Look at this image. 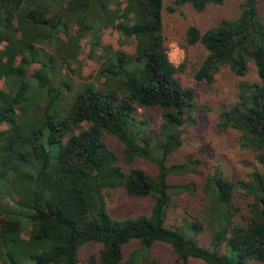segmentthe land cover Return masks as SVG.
<instances>
[{
    "label": "trees",
    "instance_id": "16d2710c",
    "mask_svg": "<svg viewBox=\"0 0 264 264\" xmlns=\"http://www.w3.org/2000/svg\"><path fill=\"white\" fill-rule=\"evenodd\" d=\"M225 0H174L203 11ZM163 0H0V255L3 264H207L264 262V172L252 171L234 183L220 170L203 184L202 204L213 232L209 247L195 235L202 222L185 220L181 228L166 225L173 196L196 193L195 182L176 184L173 176L197 172L200 160H168L183 143L186 124H195L196 94L178 73L163 32ZM173 10V8H170ZM112 27L120 42L135 39L132 53L103 45ZM73 28H76L73 31ZM64 33L66 40L61 36ZM90 37L91 56L99 58L100 86L89 81L73 92L51 81L62 61L75 60L81 40ZM189 44L209 52L195 72L211 83L221 66L239 76L256 66L259 80L240 83L238 100L221 110L219 131L237 130L241 143L264 166V20L258 1L245 0L239 17L206 31L186 30ZM55 45L51 54L46 48ZM58 54H64L60 59ZM40 67L29 75L33 64ZM31 81L46 88V99L30 95ZM158 107L161 122L151 127L137 118L140 108ZM108 137L124 146L120 155ZM153 160L158 171L135 164ZM149 197V213L114 217L106 191ZM239 199H242L240 201ZM243 203H245L243 205ZM197 217V216H196ZM29 235L22 238V232ZM138 241L128 256L125 246ZM102 246L82 260L81 247ZM171 245L176 259L155 263L152 246Z\"/></svg>",
    "mask_w": 264,
    "mask_h": 264
},
{
    "label": "rangeland",
    "instance_id": "374dc122",
    "mask_svg": "<svg viewBox=\"0 0 264 264\" xmlns=\"http://www.w3.org/2000/svg\"><path fill=\"white\" fill-rule=\"evenodd\" d=\"M245 0H225L221 5H208L205 10L198 11L191 4L176 6L174 0H163V32L169 48V57L175 65L185 64L184 69L178 75L185 86L194 89L196 94L195 124H186L183 131V143L170 159L168 164L182 163L186 157L200 160L197 172L181 176L171 177V181L176 184L197 185L196 193L184 192L174 195L173 201L168 209L166 225L174 228H181L184 221L195 222L198 218L202 222L201 230L195 235L198 243L204 247H209L213 232L209 224V219L205 216L202 204L203 184L209 174L220 170L224 176L237 183L247 179L252 171L264 172L262 166L255 157V152L246 148L241 143V133L237 130L219 131L217 123L222 109L231 107L238 100L239 84L251 83L259 80L256 66L253 62L249 64V71L244 76L236 75L228 65L221 66L211 83L207 81H197L195 72L207 57V49L201 45L189 44L185 39L186 30L190 26H196L201 31L217 25L225 20H235L239 17L241 4ZM258 1L260 17L264 20V0ZM173 8V10H170ZM76 28H73L75 31ZM61 36L66 40L64 33ZM103 45H111L114 50H122L132 53L135 49V39L122 43L118 31L112 27L104 29L102 36ZM90 37L84 36L81 40L82 51L75 60L69 59L63 62L61 58L64 54H58L60 62L57 66V73L53 76L51 86L65 89V84L70 83L71 88L66 89V98L72 99L74 91L79 90L84 83L93 82L100 86L104 79L97 76L100 66L99 58L95 54H102L100 50L95 51L91 56ZM55 45L46 48L49 53H54ZM40 64H33L29 70L32 75ZM0 85L6 87L5 79H0ZM30 95L46 99V88H39L35 81H31ZM162 110L158 107L140 108L137 118H146L151 127L157 128L161 122ZM7 124H0V130L7 128ZM109 145L120 155V164L128 166L122 158L123 144L116 138L108 137ZM135 164L158 171L157 164L146 157L138 156L134 160ZM109 211L114 217L124 218L136 216L140 213H149L152 200L149 197H131L122 190L106 191ZM242 201V199H239ZM245 203H243L244 205ZM197 216V217H196ZM22 238L28 239L29 235L22 232ZM100 243L91 242L81 247L80 255L82 260H87L93 252L101 248ZM139 247L138 241H132L124 248L126 255ZM151 257L155 263L167 262L176 259L177 254L170 244L157 242L152 246ZM5 257L0 255V264L5 263ZM188 264H207L198 259H190ZM249 264H264V262L250 261Z\"/></svg>",
    "mask_w": 264,
    "mask_h": 264
}]
</instances>
